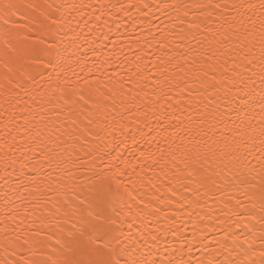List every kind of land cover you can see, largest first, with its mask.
<instances>
[{"label":"snow or ice","instance_id":"obj_1","mask_svg":"<svg viewBox=\"0 0 264 264\" xmlns=\"http://www.w3.org/2000/svg\"><path fill=\"white\" fill-rule=\"evenodd\" d=\"M0 264H264V0H0Z\"/></svg>","mask_w":264,"mask_h":264}]
</instances>
